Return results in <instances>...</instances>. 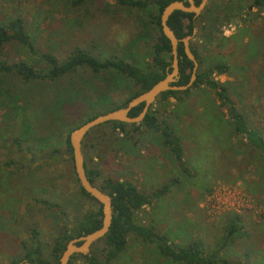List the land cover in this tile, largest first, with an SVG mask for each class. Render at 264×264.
<instances>
[{"label": "rangeland", "instance_id": "obj_1", "mask_svg": "<svg viewBox=\"0 0 264 264\" xmlns=\"http://www.w3.org/2000/svg\"><path fill=\"white\" fill-rule=\"evenodd\" d=\"M227 1L210 0L205 8H223ZM229 1L235 5L239 0ZM0 13L23 16L33 31H39L40 44L57 45L56 53L60 55L80 45L89 46L98 55H117L137 63L148 58L146 42L153 30L147 13L124 10L112 0H96L78 9L59 3L51 6L47 0H0ZM234 14L229 22L219 26V35H236V41L223 40L212 50L222 53L230 70L215 75V79L230 84L236 105L260 122L264 131V12L253 14L252 18L235 11ZM246 26L250 28L242 33L241 27ZM101 86L102 74L78 69L45 86L40 93L42 97L39 94L33 97L31 87L28 92L18 94L20 101L25 102L29 97L26 101L32 105L29 112L33 114L32 107L38 108L37 114L42 115L38 126L44 124L48 109L52 110L53 120L47 122H51V128L59 127L60 134L52 137L44 150H18L10 140L13 125L7 132L6 146L0 147V264L22 258L24 251L37 242L43 257H48L63 222L68 226L86 211L97 209V202L79 192L66 138L73 125L87 115L107 110V104H95ZM107 94L113 95L116 105L127 97L111 90ZM52 97L54 100L48 104ZM63 100L67 101L60 108ZM218 102L214 92L200 84L192 87L179 102L169 98L155 99L150 104L178 126L183 158L191 176L183 175L161 144L143 141L135 153L113 150V138L121 134L104 123L82 139L84 162L87 168H97L101 177L129 180L145 191L174 180L164 202L155 200L136 214L138 220L152 222L158 230L166 231L173 241L184 240L192 233L213 244L225 216L239 213L247 235L229 246L225 255L246 258L251 264H264V166L257 163L258 156L252 154L245 141L228 130L224 124L226 110ZM57 110L58 116L62 110V120L54 119ZM5 114L6 111H1L0 119ZM48 114L51 116L50 111ZM38 117L34 118L35 122ZM0 126H3L1 122ZM29 145L24 143L23 147ZM96 183L101 184L99 180ZM69 264L86 263L77 258ZM111 264H163V261L130 236L125 251Z\"/></svg>", "mask_w": 264, "mask_h": 264}, {"label": "trees", "instance_id": "obj_2", "mask_svg": "<svg viewBox=\"0 0 264 264\" xmlns=\"http://www.w3.org/2000/svg\"><path fill=\"white\" fill-rule=\"evenodd\" d=\"M47 1L51 6H56L59 3L63 7L78 9L88 3H94L96 0ZM112 1L124 10L136 9L147 13L153 30V35L146 42L149 48L147 61L137 63L117 55H98L89 46L82 47L80 45H74L66 54L60 55L56 53L57 45L45 44L46 42L43 45L40 44L39 31H33L23 16L17 13H0V112L6 111V114L1 115L0 119L1 125L3 124L0 126V147L6 146L7 132H10L13 125L15 129L12 130L13 136L10 140L18 150L23 148L44 150L46 145H49L50 139L60 134L59 127L51 128V122H47V120H53L52 110L48 109L46 113L44 124L47 127L44 124L38 126L42 118V115L36 112L38 108L32 107V114L28 111L29 106L32 105L26 103L29 97L25 102L19 100L18 94L28 92L30 87L31 95L34 97L36 94L40 95L45 86L53 85L78 69L88 70L95 75L102 74L104 89L101 86L100 92H97L95 104H107L104 107L108 111L126 105L131 98L150 88L156 81L162 79L167 71L171 70V45L162 33L160 13L163 7L172 0ZM194 1L197 4L200 0ZM229 3L231 1L228 0L225 6L219 9L210 10L206 7L198 16L181 10H174L169 15L167 23L178 38L191 35L189 47L197 59L198 66L196 77L188 88L163 91L156 99L164 101L174 98L179 102L188 95L192 87L204 84L214 92L219 101L218 105L225 108L227 119L224 124L227 125L228 130L243 139L252 154L258 156L257 163L264 166V131L260 122L254 121L249 114L236 105L228 82L215 79V75L229 72L230 65L222 53L212 51L213 48L219 47L223 40L236 41V35L229 37L219 35V26L224 22H229L235 16L234 11L247 18L250 15L252 18L253 14L259 15L264 12V0L246 2L239 0L235 5ZM185 19L188 20L187 23ZM248 28L250 27H241V32L246 33ZM253 43L254 49H256L255 42ZM260 45L262 47V42ZM177 49L180 76L175 84H186L190 79L193 63L186 56L181 41L178 42ZM84 84L87 86L88 82ZM107 90H111L113 93L127 94V97L121 104L116 105L113 95L109 96ZM78 91L80 90L78 89ZM53 100L54 97L48 104ZM64 101L67 100L59 103L60 108ZM33 105L39 107L38 104ZM143 105L144 103L136 105L129 114L137 115ZM49 111L51 116L48 114ZM99 113L100 111L87 115L78 124L73 125L71 130ZM58 114L59 110L56 111L54 119L59 117L58 119L62 120V110L59 116ZM38 115L35 122L34 118ZM104 124L110 126L113 132L121 134L113 138V150L135 153L142 146L141 142L143 141L161 144L160 147L164 148L177 162L183 175H192L183 158V144L180 140L179 128L176 124L170 123L159 109L149 106L143 119L138 123H132L129 129H126L127 123L118 120L108 121ZM41 126H43V131ZM24 143H31V145L23 147ZM66 143L72 160L69 134ZM52 153L55 154L56 150L53 149ZM84 166L88 179L95 183L99 180L101 184H96L110 194L113 217L108 231L102 237L103 247L99 248L98 244L94 243L88 253L73 254L69 263L80 258L86 264H111L125 251L128 237L131 236L149 247L153 255L160 258L163 264H251L246 258V260L234 259L225 255V250L229 246L234 245L238 242L237 240L247 235L242 216L239 213L231 212L225 216L224 225L216 240L213 244L211 243L212 245L206 243L201 237L193 236L192 233H189L184 240L173 241L166 231L158 230L152 222L144 223L138 220L136 214L143 206L152 204L155 200L164 202V195L172 186L171 183L175 182L174 180L150 191H145L138 189L129 180L111 176L101 177L97 168H87L85 162ZM78 187L81 195L97 202L84 191L80 184ZM100 225L101 208L98 205L96 210H88L76 217L70 226H66L63 222L57 236L52 241L51 253L48 257H43L37 242L24 251L22 258L13 260L9 264L24 259L31 264H59V257L69 239L86 234ZM33 235L36 236V232L33 231Z\"/></svg>", "mask_w": 264, "mask_h": 264}, {"label": "water", "instance_id": "obj_3", "mask_svg": "<svg viewBox=\"0 0 264 264\" xmlns=\"http://www.w3.org/2000/svg\"><path fill=\"white\" fill-rule=\"evenodd\" d=\"M208 1L209 0H200L199 3L196 4L194 0H172L167 3L160 13V24L162 33L167 37L171 45V70L167 71L165 76L156 81L150 88L131 98L126 105L99 113L70 131L69 142L74 172L80 186L100 205L101 225L86 234L69 239L59 257V264H69L71 256L75 253H88L90 251L91 244L95 242L98 243L99 248H102V237L108 231L113 217L110 194L106 190L100 188L95 182H91L87 177L81 148L82 139L91 129L108 121L118 120L125 122L127 123L126 129L131 128L132 123H138L143 119L150 104L160 93L166 90H183L188 88L193 83L196 77L198 62L189 47V39L191 38V35L188 34L181 39L178 38L174 31L169 27L167 20L169 15L174 10L190 12L196 16L205 8ZM179 41L183 43L184 52L192 61L193 67L189 81L186 84L177 85L175 83L179 80L180 76L177 49ZM140 103H144L141 111L137 115H130V110ZM15 264L24 263L17 262Z\"/></svg>", "mask_w": 264, "mask_h": 264}, {"label": "flooded vegetation", "instance_id": "obj_4", "mask_svg": "<svg viewBox=\"0 0 264 264\" xmlns=\"http://www.w3.org/2000/svg\"><path fill=\"white\" fill-rule=\"evenodd\" d=\"M68 226H70V225H68ZM95 243H97V242H95ZM94 244V243H93ZM93 244H91V245H93ZM98 244V243H97ZM90 249H91V247H90ZM75 254H78V253H75ZM18 262H23L24 264H31L30 262H28L27 260H23V261H18ZM15 263H17V262H15ZM14 263V264H15Z\"/></svg>", "mask_w": 264, "mask_h": 264}, {"label": "clouds", "instance_id": "obj_5", "mask_svg": "<svg viewBox=\"0 0 264 264\" xmlns=\"http://www.w3.org/2000/svg\"><path fill=\"white\" fill-rule=\"evenodd\" d=\"M227 34V33H226Z\"/></svg>", "mask_w": 264, "mask_h": 264}]
</instances>
